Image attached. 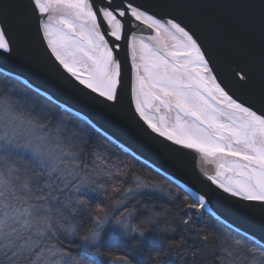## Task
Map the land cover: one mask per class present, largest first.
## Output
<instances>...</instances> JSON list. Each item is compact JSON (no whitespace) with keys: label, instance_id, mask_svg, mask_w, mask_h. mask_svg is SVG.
I'll return each mask as SVG.
<instances>
[{"label":"snow or ice","instance_id":"6c2138e0","mask_svg":"<svg viewBox=\"0 0 264 264\" xmlns=\"http://www.w3.org/2000/svg\"><path fill=\"white\" fill-rule=\"evenodd\" d=\"M89 107L137 129L194 181L160 177L117 148ZM154 196L170 208L144 202ZM213 198L259 217L264 233V0H0V264H142L148 225L176 231L173 208L191 243L170 246H187L191 264H264V234ZM109 236L126 242L119 254Z\"/></svg>","mask_w":264,"mask_h":264},{"label":"water","instance_id":"95a60500","mask_svg":"<svg viewBox=\"0 0 264 264\" xmlns=\"http://www.w3.org/2000/svg\"><path fill=\"white\" fill-rule=\"evenodd\" d=\"M219 11L225 12L227 9H221ZM15 65H9V67H14ZM25 75L30 77L34 81L35 85L41 87L42 89H48L49 92L55 93L61 98V100H68L74 104L77 108L85 107L84 102L73 96L69 90L64 88L58 82L50 79L47 75L40 72H34L31 70H26ZM89 111L92 115L103 125L107 130L109 135L113 136L115 140L119 138L116 143L119 145L121 142L129 148V153L134 154L138 159L145 161L147 159L148 164L154 169L159 168L160 173L168 178L175 179L179 177L180 181L193 182L194 177L188 174L185 170L178 168L171 161L167 160L162 152L150 142H148L137 129L129 126L124 120L119 117L107 114L100 109L89 107ZM167 170V171H165ZM214 206L228 215L230 219H235L242 226L243 229H247L250 232L256 233L257 237L264 234L260 229L259 217L252 219L243 216H236L227 211L226 205L219 198H213Z\"/></svg>","mask_w":264,"mask_h":264},{"label":"trees","instance_id":"16d2710c","mask_svg":"<svg viewBox=\"0 0 264 264\" xmlns=\"http://www.w3.org/2000/svg\"><path fill=\"white\" fill-rule=\"evenodd\" d=\"M119 145L117 144V148ZM129 155H132L129 153ZM140 164H143L144 161L138 159ZM153 170H155L153 167H151ZM160 177H166L162 173H160ZM168 178V177H166ZM144 202L148 204H154L157 211H161V205H163L164 209H169L170 205L166 202L164 197L156 198L155 196L149 200L147 197H144ZM183 209H171L168 212L167 219L171 223L172 227L176 228L175 232L170 231H160L159 228L148 225V230L145 232V237L142 241V250L137 251L135 254V259L142 262V264H152V256L155 252L161 250V249H167L168 254L166 256L162 257V264H191V258H190V252L186 250L187 246L185 248H178L176 246H170V241H179L181 236L184 235L185 239L189 240V243H191V240L189 239L190 234L183 233V225L181 224V218H186L183 216ZM198 224H203L207 226V228L211 229L214 225V221L205 218L202 221H197ZM160 228L164 227L163 222L159 226ZM126 247V242L123 239H120L118 237L109 236L106 248H112L113 250H116L119 254V250ZM79 251V250H76ZM81 252L88 255L87 249H81ZM101 260L104 261V264H109L107 257H101ZM209 260H211V257H208Z\"/></svg>","mask_w":264,"mask_h":264}]
</instances>
